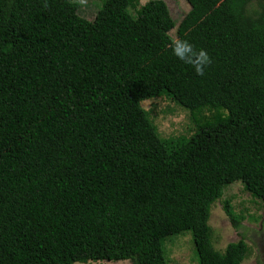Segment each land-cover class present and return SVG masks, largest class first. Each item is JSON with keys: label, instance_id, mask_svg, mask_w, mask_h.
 I'll return each instance as SVG.
<instances>
[{"label": "trees", "instance_id": "1", "mask_svg": "<svg viewBox=\"0 0 264 264\" xmlns=\"http://www.w3.org/2000/svg\"><path fill=\"white\" fill-rule=\"evenodd\" d=\"M0 0V264L126 259L166 264L164 241L190 231L198 264H238L248 237L213 247L210 205L239 181L264 219V0ZM204 49V75L172 36ZM175 37V38H176ZM189 113L161 135L146 97ZM170 235V236H169Z\"/></svg>", "mask_w": 264, "mask_h": 264}, {"label": "rangeland", "instance_id": "2", "mask_svg": "<svg viewBox=\"0 0 264 264\" xmlns=\"http://www.w3.org/2000/svg\"><path fill=\"white\" fill-rule=\"evenodd\" d=\"M77 13L91 19L96 8L102 0H75ZM145 0H137L133 5H128L131 14H135V8ZM169 10L175 24L182 18L189 8L187 0H163ZM172 38H175V27L169 30ZM140 105L150 112V116L158 132L163 135H177L187 133L191 123L189 111L180 106L164 94L154 95L140 100ZM229 199L235 213L241 215L239 222L241 228H245L248 237L244 238L247 244V252L238 264H264V219L262 217V203L254 199L242 187L241 182L234 181L223 188L221 197L210 205L208 224L210 225V239L214 248L222 250L229 241L236 240L239 236L235 232L227 215L222 209V200ZM170 236V235H169ZM166 264H198L190 231L173 234L164 241ZM73 264H130L126 259L99 260L78 262Z\"/></svg>", "mask_w": 264, "mask_h": 264}, {"label": "clouds", "instance_id": "3", "mask_svg": "<svg viewBox=\"0 0 264 264\" xmlns=\"http://www.w3.org/2000/svg\"><path fill=\"white\" fill-rule=\"evenodd\" d=\"M170 47L173 55L185 64L192 66L197 75H204L206 67L211 64V58L207 51L202 48L197 49L188 40L179 37L173 38Z\"/></svg>", "mask_w": 264, "mask_h": 264}]
</instances>
